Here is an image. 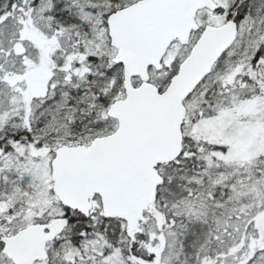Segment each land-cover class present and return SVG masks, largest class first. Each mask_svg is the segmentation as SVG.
<instances>
[{
    "label": "snow or ice",
    "instance_id": "obj_1",
    "mask_svg": "<svg viewBox=\"0 0 264 264\" xmlns=\"http://www.w3.org/2000/svg\"><path fill=\"white\" fill-rule=\"evenodd\" d=\"M0 264H264V0H0Z\"/></svg>",
    "mask_w": 264,
    "mask_h": 264
}]
</instances>
